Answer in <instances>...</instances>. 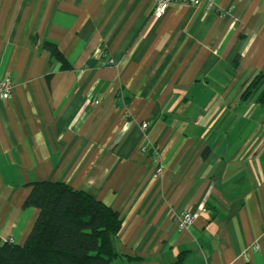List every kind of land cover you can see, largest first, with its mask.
<instances>
[{
  "label": "crops",
  "instance_id": "1",
  "mask_svg": "<svg viewBox=\"0 0 264 264\" xmlns=\"http://www.w3.org/2000/svg\"><path fill=\"white\" fill-rule=\"evenodd\" d=\"M154 5L0 0V240L63 181L120 213L111 264H264V0Z\"/></svg>",
  "mask_w": 264,
  "mask_h": 264
},
{
  "label": "trees",
  "instance_id": "2",
  "mask_svg": "<svg viewBox=\"0 0 264 264\" xmlns=\"http://www.w3.org/2000/svg\"><path fill=\"white\" fill-rule=\"evenodd\" d=\"M52 54L67 61L56 46ZM239 56L236 57V62ZM264 107V73L242 92ZM26 204L39 210L23 244L0 240V264H111L114 239L122 228L120 213L88 192L63 181H37Z\"/></svg>",
  "mask_w": 264,
  "mask_h": 264
},
{
  "label": "built area",
  "instance_id": "3",
  "mask_svg": "<svg viewBox=\"0 0 264 264\" xmlns=\"http://www.w3.org/2000/svg\"><path fill=\"white\" fill-rule=\"evenodd\" d=\"M205 0H155V5L153 8V13L161 17L163 16L171 4L173 3H188V4H197L201 3ZM111 62H113V59H111ZM16 82L13 77L7 75L5 77L0 78V101L11 99L13 95V90L15 88ZM148 123H143V127H147ZM153 146H146L144 150L151 151ZM154 154H158L155 149H153ZM163 167L160 165L157 168L158 172H162ZM194 221V214L191 212H184L179 213L177 216V224L180 228H186L189 227Z\"/></svg>",
  "mask_w": 264,
  "mask_h": 264
}]
</instances>
